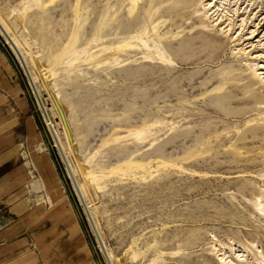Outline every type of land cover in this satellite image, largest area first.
Segmentation results:
<instances>
[{"label":"rangeland","instance_id":"obj_1","mask_svg":"<svg viewBox=\"0 0 264 264\" xmlns=\"http://www.w3.org/2000/svg\"><path fill=\"white\" fill-rule=\"evenodd\" d=\"M132 1L0 0L24 55L1 32L0 49L92 264H264V0Z\"/></svg>","mask_w":264,"mask_h":264},{"label":"crops","instance_id":"obj_2","mask_svg":"<svg viewBox=\"0 0 264 264\" xmlns=\"http://www.w3.org/2000/svg\"><path fill=\"white\" fill-rule=\"evenodd\" d=\"M14 79L0 49V196L7 199L0 200V211L7 210L0 218V264H92L82 228L58 189L50 156L41 152L36 124L26 115ZM19 122L25 125L24 147L9 134ZM31 177L33 186L26 191L22 184Z\"/></svg>","mask_w":264,"mask_h":264},{"label":"bare ground","instance_id":"obj_3","mask_svg":"<svg viewBox=\"0 0 264 264\" xmlns=\"http://www.w3.org/2000/svg\"><path fill=\"white\" fill-rule=\"evenodd\" d=\"M133 3H137V0H133L132 1ZM132 3V6L134 5ZM108 6V5H107ZM133 8H134V6H133ZM103 9V8H102ZM133 10L134 9H130V12H129V15L131 16L132 15V13H133ZM215 11H218V8H217V10H215ZM215 11H213V12H211V14H210V18L212 19V22H221L222 21V19H223V17L222 16H220L218 13H216ZM216 13V14H215ZM104 16L103 17H107V16H110L111 18H114V17H116V13H111L110 12V9L107 7L104 11H103V13H102ZM218 14V15H217ZM217 15V16H216ZM225 21H223V23H224ZM217 24V23H216ZM2 30V31H1ZM0 32L1 33H4V35L7 37V42L9 43V44H11L10 46H11V48L14 50V52L16 53V55H17V57L18 58H23V55H24V52H23V50L21 49V47H20V44L18 43V41L16 40V38H14L13 37V35L10 33V31L8 30V28H7V26H6V24L3 22V20H1V18H0ZM142 33H143V31H142ZM13 37H11V36ZM138 34H135V37H131V39H127V40H129V41H127V42H124V46H127V45H133V44H137V41L138 40H140V37L141 36H137ZM140 35H141V33H140ZM143 35V34H142ZM9 40V41H8ZM18 44V45H17ZM19 46V47H18ZM120 46V45H119ZM122 46H123V44H122ZM19 48L21 49V51L19 50ZM153 49V48H152ZM152 49H150V50H152ZM147 50V49H146ZM149 50V49H148ZM23 53V55H22V53ZM144 58L145 59H147V60H155V59H157L158 61H161V62H169L168 61V59L167 58H165V56L163 55V54H161V53H158L157 51H155L154 49H153V51H152V54L150 53L149 55H144ZM160 63V62H159ZM37 64V63H36ZM163 64V63H162ZM39 74H40V77L41 78H43V80H45V81H47V79L51 76V70L49 69V67H47L46 65H42V64H40L39 65ZM29 69H30V67H29ZM27 71H28V69H27ZM30 71H31V69H30ZM26 72V71H25ZM31 74H33L32 73V71L30 72ZM30 73H29V71L27 72V75H28V77H30L31 78V76H30ZM30 78H29V80H30ZM49 80V79H48ZM31 83H33V86H34V88L30 85V87H31V89H32V92H33V94L35 95V99H36V101H37V103L39 102L38 100H37V97H38V99H40L41 100V98H40V96L38 95V93H37V90H36V87H35V84H34V82H33V80H32V78H31V80H30V84ZM56 97V96H55ZM57 97H58V95H57ZM42 102V101H41ZM55 105H56V107H57V109H58V113L61 115V118H62V122H63V125H64V128H65V130H66V132L69 134V128H68V126H67V123H66V120H65V117L64 116H62V112H61V109L62 108H60L61 106L59 105V102L58 101H56V99H55ZM43 104V103H42ZM62 104V103H61ZM40 105V104H39ZM41 107V106H40ZM42 108V107H41ZM42 110H43V108H42ZM44 110H45V108H44ZM43 110V111H44ZM65 110V109H64ZM64 110H63V112H64ZM48 112V111H47ZM49 114V113H48ZM50 117V116H49ZM64 117V118H63ZM49 123V126L51 127L52 126V124H51V122H48ZM53 127V126H52ZM55 132H56V135L58 136V138H59V135H58V132H57V129L55 128ZM67 136V135H66ZM144 136V135H143ZM59 142H60V144H61V151H62V153H63V155H64V158H66L67 159V154H66V152H65V147L62 145L63 143L60 141V139H59ZM64 151V152H63ZM65 153V154H64ZM78 160V159H77ZM66 162V161H65ZM70 164V163H69ZM78 164H79V168H80V171H81V173L83 174V176H84V179H85V181L86 182H89V181H93L94 180V174L92 173V172H90L89 171V169L88 168H86V167H84L83 166V164L81 163V161L80 160H78ZM70 167H71V170L73 171V167L71 166V164H70ZM67 169V168H66ZM69 172V171H68ZM93 184V183H92ZM80 186V188H81V185H79ZM82 190V188L80 189V191ZM245 190H247V189H245ZM244 191V190H243ZM247 193V192H246ZM81 194L83 195V193L81 192ZM244 194H245V192H244ZM255 195V194H254ZM255 196H257V195H255ZM253 198V197H252ZM264 191L263 192H261V195L257 198V199H253V203H252V206H253V208H255V210H257L258 212H259V214H264ZM87 207L89 208V205H87ZM261 212V213H260ZM108 257L110 258V260H111V263L112 264H115L113 261H112V259H111V256H109V253H108Z\"/></svg>","mask_w":264,"mask_h":264},{"label":"water","instance_id":"obj_4","mask_svg":"<svg viewBox=\"0 0 264 264\" xmlns=\"http://www.w3.org/2000/svg\"><path fill=\"white\" fill-rule=\"evenodd\" d=\"M23 64H25L24 60H23ZM23 67H24L25 71H27V70H26L27 67L24 66V65H23ZM27 72H28V71H27ZM26 77H27V76H26ZM27 78H30V77H27ZM30 80H31V78H30ZM31 86L34 88L33 83H31ZM37 100L39 101L38 103L40 104V106H41V107L43 108V110H44V106H43L41 100L38 99V97H37ZM43 114H44V116L47 118V122H50V119H49V117H48V114L46 113L45 110L43 111ZM46 118H45V119H46ZM49 127H50V126H49ZM50 129H51V132H52V134H53V137L55 138V140H56L58 146H60V142H59V140H58V138H57V135L55 134V131H54L53 127L51 126ZM60 149H61V146H60ZM93 225H94V224H93ZM94 227H95V225H94ZM106 255H107V253H106ZM107 260L109 261V264H111V262H110L108 256H107Z\"/></svg>","mask_w":264,"mask_h":264}]
</instances>
